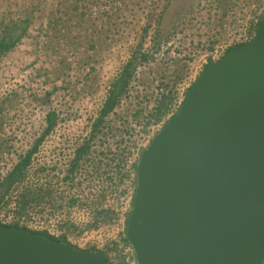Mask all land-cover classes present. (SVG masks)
Instances as JSON below:
<instances>
[{"label":"built area","instance_id":"1","mask_svg":"<svg viewBox=\"0 0 264 264\" xmlns=\"http://www.w3.org/2000/svg\"><path fill=\"white\" fill-rule=\"evenodd\" d=\"M241 11L242 19L229 12L222 37L188 61L179 76L171 70L173 61L165 60L168 68L145 77V65L154 66L159 59L140 61L104 116L132 55H121L117 62L106 55L85 66L71 58V69L55 93L49 97L50 89L43 86L37 95L42 100L30 95L39 123L22 133L7 129V144L0 149V225L98 251L109 264H139L127 239L138 162L180 112L204 67L256 38L264 7L252 4L248 11L243 5ZM97 75L100 82L90 90L88 84ZM30 96L24 93L23 104Z\"/></svg>","mask_w":264,"mask_h":264},{"label":"water","instance_id":"2","mask_svg":"<svg viewBox=\"0 0 264 264\" xmlns=\"http://www.w3.org/2000/svg\"><path fill=\"white\" fill-rule=\"evenodd\" d=\"M127 239L139 264L264 263V33L208 63L138 162ZM0 264H109L0 225Z\"/></svg>","mask_w":264,"mask_h":264},{"label":"rangeland","instance_id":"3","mask_svg":"<svg viewBox=\"0 0 264 264\" xmlns=\"http://www.w3.org/2000/svg\"><path fill=\"white\" fill-rule=\"evenodd\" d=\"M252 4L264 7V0H0V43L14 42L0 49V149L9 127L22 133L39 123L31 96L42 100L43 86L49 97L55 93L71 58L85 66L132 55L123 77L154 56L159 61L145 65V77L168 68L165 60L179 76L222 37L230 11L242 19V6L250 11ZM99 82L97 75L89 89ZM25 92L31 96L23 104Z\"/></svg>","mask_w":264,"mask_h":264},{"label":"trees","instance_id":"4","mask_svg":"<svg viewBox=\"0 0 264 264\" xmlns=\"http://www.w3.org/2000/svg\"><path fill=\"white\" fill-rule=\"evenodd\" d=\"M256 31H257V34L258 33H264V17H262L260 19L259 23L257 24ZM13 45H14V42L7 43L6 39H4L0 43V49L7 50V49H10ZM239 47L240 46L235 47V48L231 49V51L236 50ZM130 77H131L130 72L128 70H126L125 75L120 80H118V82H116L114 84L112 93L110 95V98L108 99V102L106 104V108H105L102 116L106 115L107 113H109L114 108L119 95L123 92V90H124L125 86L127 85ZM49 121H50V124L52 125L53 121H54L53 115H50ZM21 170H22V168L19 167L17 170V173L19 174L21 172Z\"/></svg>","mask_w":264,"mask_h":264}]
</instances>
